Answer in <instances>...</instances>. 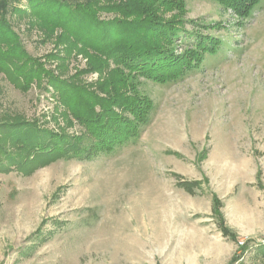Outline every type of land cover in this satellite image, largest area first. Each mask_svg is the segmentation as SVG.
<instances>
[{
  "label": "rangeland",
  "instance_id": "374dc122",
  "mask_svg": "<svg viewBox=\"0 0 264 264\" xmlns=\"http://www.w3.org/2000/svg\"><path fill=\"white\" fill-rule=\"evenodd\" d=\"M12 4L24 8L25 0ZM8 17L46 68L59 73L63 64L60 75L70 79L87 66L74 50L63 60L47 57L55 38L30 25L33 16ZM182 17L187 30L217 34L220 53L175 79L132 80L151 101L136 138L28 174L0 172V264H264L254 253L264 243V0L244 16L214 0H185ZM182 47L177 41L176 51ZM106 74L71 80L94 84ZM45 85L21 90L0 71V119L80 135L82 126ZM177 180L199 184L188 192ZM213 195L234 240L218 227Z\"/></svg>",
  "mask_w": 264,
  "mask_h": 264
},
{
  "label": "trees",
  "instance_id": "16d2710c",
  "mask_svg": "<svg viewBox=\"0 0 264 264\" xmlns=\"http://www.w3.org/2000/svg\"><path fill=\"white\" fill-rule=\"evenodd\" d=\"M13 1L0 0V71L21 90L32 82L39 86L44 79V88L56 92L83 132L70 135L63 128L54 131L36 120L1 118L0 172L28 174L57 158H90L136 138L151 101L137 94L132 80L139 76L157 82L175 79L200 66L206 54H219L223 44L212 31L184 28L185 0H25L24 8ZM214 1L244 16L257 0ZM8 14L31 15L30 25L39 24L44 38L54 36L57 50L47 57L63 60L62 53L69 55L74 50L87 57V66L70 79L60 75L63 64L57 65L59 73L46 68L25 50ZM216 25L199 26L213 30L220 26ZM177 41L183 43L180 52L176 51ZM88 71L107 74L94 84L71 80ZM176 183L188 192L199 184L196 180ZM212 202L221 233L234 240L236 235L224 224L215 195ZM254 253L264 258V243Z\"/></svg>",
  "mask_w": 264,
  "mask_h": 264
}]
</instances>
